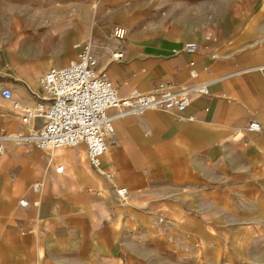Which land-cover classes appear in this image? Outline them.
<instances>
[{
	"label": "crops",
	"instance_id": "1",
	"mask_svg": "<svg viewBox=\"0 0 264 264\" xmlns=\"http://www.w3.org/2000/svg\"><path fill=\"white\" fill-rule=\"evenodd\" d=\"M17 17L30 25L29 55L0 40V92L10 89L16 101L35 102L39 75L73 60L75 40L90 41L118 96L196 79L207 93H191L183 111L116 117L103 174L83 144L7 143L0 263L236 264L239 249L264 240V0H0V24ZM116 25L124 38L111 35ZM63 31L65 45L44 49L43 32L56 40ZM252 120L259 132L246 130ZM42 122L23 125L0 94V132Z\"/></svg>",
	"mask_w": 264,
	"mask_h": 264
},
{
	"label": "built area",
	"instance_id": "2",
	"mask_svg": "<svg viewBox=\"0 0 264 264\" xmlns=\"http://www.w3.org/2000/svg\"><path fill=\"white\" fill-rule=\"evenodd\" d=\"M111 35L122 39L126 29L116 25ZM76 46L77 55L68 64L50 66L39 75L37 82L40 91L34 103L16 101L10 89H1V96L11 101V107L18 112L23 125H29L37 118L43 122L39 127H30L28 130L1 131L0 152L7 143L29 144L48 151L83 144L88 163L103 174L105 171L101 166V157L107 152V139L114 134L113 121L116 117L139 115L146 109L183 111L190 106L191 93H207L206 83L196 79L188 88H176L168 82H158L147 93L134 92L118 96L106 71L97 68V59L92 53L90 41ZM196 48L197 44L193 41L184 43L187 52H193ZM121 57L120 51L111 53L112 59L119 60ZM259 69L264 71V65ZM246 130L259 132L261 126L252 120ZM57 170H62V167L58 166ZM31 186L35 191L40 189L39 182H33ZM125 192V188L118 190L121 197ZM19 203L25 205L26 201L20 199Z\"/></svg>",
	"mask_w": 264,
	"mask_h": 264
},
{
	"label": "rangeland",
	"instance_id": "3",
	"mask_svg": "<svg viewBox=\"0 0 264 264\" xmlns=\"http://www.w3.org/2000/svg\"><path fill=\"white\" fill-rule=\"evenodd\" d=\"M26 4L27 5L29 4V0H22V5L24 6ZM15 19L17 20V23H5L3 25L0 24V40H2L1 42L12 44V46L14 47L13 52L17 57L20 56V53H27L29 55L30 47H29V41L27 39L28 38L27 36L29 35V32H30V25L22 22L23 21L22 17H17ZM37 26L42 27L44 29V27H46V24L44 25L38 24ZM233 27H234L233 24L229 26V29H228L230 32L229 34H232V35L236 34L237 28L235 27L234 29ZM44 32L42 33L44 37L42 46L44 47V49H46L48 45L57 46V48H60L61 47L60 45L63 46L68 42L65 39L66 38L65 31L61 32L60 34L61 38L58 37L56 40L46 38V34H44ZM84 41H87V40H75L73 44L82 43ZM20 59L21 61L24 60V59L22 60V58ZM26 61H28L27 62L28 65L29 63L31 64L34 63L31 60L29 61L28 57ZM39 73L40 72H38V74ZM237 252L238 253H236L235 256L233 257H238L242 259L240 260V262H238V264H241V262L243 264H264V240L251 242L249 246L245 248H241Z\"/></svg>",
	"mask_w": 264,
	"mask_h": 264
}]
</instances>
